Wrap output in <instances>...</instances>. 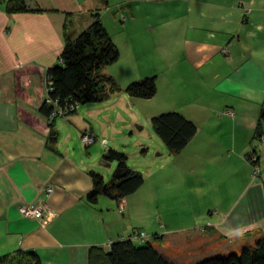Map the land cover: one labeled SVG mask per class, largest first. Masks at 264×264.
<instances>
[{"label": "crops", "instance_id": "0c3cea01", "mask_svg": "<svg viewBox=\"0 0 264 264\" xmlns=\"http://www.w3.org/2000/svg\"><path fill=\"white\" fill-rule=\"evenodd\" d=\"M28 3L41 12L9 15L0 7V257L22 251L37 255L41 264H87L89 248H104L136 231L132 220L138 203L127 197L121 201L122 212L119 202L106 197L90 204L88 172L98 171L76 165L74 155L61 146L69 138L55 139L49 149L51 129L39 113L47 97L46 70L59 62L65 32L77 36L91 24L92 14H98L119 51L117 62L102 74L121 90L107 101L84 106L80 114L78 109L79 115L68 120L77 133L95 140L108 137L106 129L117 122L121 129L130 123L141 131L142 122L176 111L197 127L177 154L193 161L187 169L203 168L210 159L226 160L230 150L243 153L246 162L254 150L258 166H263L264 120L261 140L253 134L264 106V0ZM153 75L157 92L152 99L138 103L124 92L130 82ZM76 119L82 123L75 125ZM55 129L59 131L54 122ZM139 140L135 150L147 155L149 146ZM108 168L111 173L112 164ZM260 175L264 177V169ZM48 186L54 188L50 195ZM220 197L223 210L215 208L214 213L221 221L210 228V235L187 233L178 243L185 251L177 252L170 234L151 233L157 238L152 246L177 264H193L240 249L264 234V180L250 183L246 177L242 184H228ZM41 199L50 212L45 224L19 214L18 207Z\"/></svg>", "mask_w": 264, "mask_h": 264}, {"label": "trees", "instance_id": "16d2710c", "mask_svg": "<svg viewBox=\"0 0 264 264\" xmlns=\"http://www.w3.org/2000/svg\"><path fill=\"white\" fill-rule=\"evenodd\" d=\"M28 1L0 0V7L9 15L41 12L38 7L29 6ZM118 59L119 51L98 14H92L91 24L77 36L65 32L59 62L46 70L47 97L39 108V113L51 129L47 143L49 149L53 148V142L58 136L53 130L54 120L57 118L53 115L56 112L66 111L67 118L74 115L80 106L103 102L111 94L121 90L113 78L102 74L104 68L113 65ZM123 90L132 99H152L157 92L156 76L132 81ZM263 120L264 106L253 134V138L258 141L262 138ZM150 123L154 134L171 155L183 151L197 133L196 125L178 112L160 113L152 117ZM247 158L257 168L258 159L254 150L247 154ZM102 162L106 166L115 163V167L108 182L100 173L93 170L88 172L92 186L86 194V200L90 204L97 203L99 197L121 202L143 185V175L128 166L123 152L106 148ZM140 233L142 232L132 231L128 236L117 239L104 248H89L87 264H177L149 242L157 240L156 235L148 236L143 233L145 237L134 239ZM233 252L207 256L193 264H264V234L256 238L252 245L245 243L237 253ZM0 264H41V261L34 253L17 251L0 257Z\"/></svg>", "mask_w": 264, "mask_h": 264}, {"label": "rangeland", "instance_id": "374dc122", "mask_svg": "<svg viewBox=\"0 0 264 264\" xmlns=\"http://www.w3.org/2000/svg\"><path fill=\"white\" fill-rule=\"evenodd\" d=\"M122 101L120 100V102ZM137 101H139L138 103L146 102L142 99ZM127 102L130 103L128 98ZM82 111L83 107L80 106L79 114ZM79 114L76 113L67 118L58 116L54 120L59 130L56 131L55 129L58 142H62L64 138H69L70 141L61 144V146L74 155L72 158L76 161V165L80 168L89 166V168L101 172L106 182L110 179L113 171L110 173V168L102 162V156L106 150L103 139L106 138L108 146L111 145L114 150L120 152L125 150L123 153L127 157L128 166L141 173L144 178L141 189L129 196L130 199H134V202L138 203V210L132 220L136 231H141L148 236L151 233L163 237L170 234L171 245L177 252L185 251L186 247L178 243L186 240L187 233L208 236L211 234L210 228L221 221V218L216 217L214 211L215 208L223 210L224 206L220 195L228 184L236 183L239 185L240 182L242 184L246 177H249L250 183L264 180L263 175H260L264 169V164L259 167L256 163L257 168H254L250 159L247 158L246 162L243 153L239 156L233 150L224 154V156L232 154L228 157L229 159H219L218 161L210 159V163L203 168L192 169L191 171L187 169V166L193 163L192 160L186 156L182 158V156L178 157L177 154L172 156L168 153L161 140L154 134L150 122H142L140 124L141 131L132 127V124L128 123L126 112H124L126 116L123 114V117L129 127L124 128L125 131L117 122L106 129L105 134L108 137L100 135L98 139H93L94 142L91 145L87 146L84 144L83 135L77 133L74 124L68 125V120L71 121L72 117ZM78 122L82 123L81 119H76L75 125H78ZM115 130L118 132H114ZM139 132L141 134H138ZM84 134L90 136L88 133ZM139 138L150 148L147 155L143 154L142 151H136L134 148V143ZM112 167L114 169L115 163H112ZM242 167H246L245 172L241 171ZM232 194L235 195L236 192ZM37 221L43 225L42 221ZM253 243L254 241L248 242L250 245ZM222 244L228 245L226 240ZM238 251L239 249H236L233 253ZM167 254L171 255L170 253Z\"/></svg>", "mask_w": 264, "mask_h": 264}, {"label": "built area", "instance_id": "2783aa9c", "mask_svg": "<svg viewBox=\"0 0 264 264\" xmlns=\"http://www.w3.org/2000/svg\"><path fill=\"white\" fill-rule=\"evenodd\" d=\"M65 115H66V111L59 110L58 112H56V114L53 115V117H58V116L65 117ZM226 115L228 117H232V113L230 111H227ZM83 141L84 144L87 146L91 145L94 142V140L90 136H87L86 134H83ZM53 191L54 189L52 186H48L45 189L47 195L52 194ZM123 210H124L123 203L119 202V211L122 212ZM18 212L25 218L40 220L43 222V224L46 223L48 219L47 215L50 214L48 206L42 199L33 202L31 204H26L18 207ZM143 237H145V235L143 233H140L139 237L134 236V239L143 238Z\"/></svg>", "mask_w": 264, "mask_h": 264}]
</instances>
